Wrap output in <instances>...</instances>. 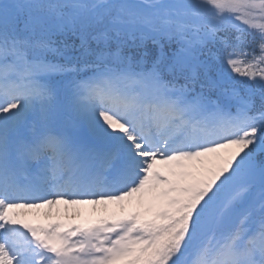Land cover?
I'll return each instance as SVG.
<instances>
[{
	"label": "snow or ice",
	"instance_id": "obj_1",
	"mask_svg": "<svg viewBox=\"0 0 264 264\" xmlns=\"http://www.w3.org/2000/svg\"><path fill=\"white\" fill-rule=\"evenodd\" d=\"M0 264H264V0H0Z\"/></svg>",
	"mask_w": 264,
	"mask_h": 264
},
{
	"label": "rangeland",
	"instance_id": "obj_2",
	"mask_svg": "<svg viewBox=\"0 0 264 264\" xmlns=\"http://www.w3.org/2000/svg\"><path fill=\"white\" fill-rule=\"evenodd\" d=\"M93 207H98L101 211L94 212ZM107 209V214L116 213L120 214L121 206L118 204H108V205H58L52 209H23L26 215L22 218L33 224L48 225L50 223L59 222L64 225L65 229L74 224L87 225L97 221L102 215L106 213L103 212ZM136 209L132 207H127V211L131 212ZM64 230V229H62Z\"/></svg>",
	"mask_w": 264,
	"mask_h": 264
}]
</instances>
